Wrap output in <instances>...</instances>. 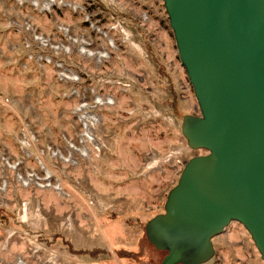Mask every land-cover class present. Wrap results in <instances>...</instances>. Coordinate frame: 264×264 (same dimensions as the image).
Instances as JSON below:
<instances>
[{
    "label": "rangeland",
    "instance_id": "374dc122",
    "mask_svg": "<svg viewBox=\"0 0 264 264\" xmlns=\"http://www.w3.org/2000/svg\"><path fill=\"white\" fill-rule=\"evenodd\" d=\"M199 114L161 0H0V264H160ZM213 246L264 264L238 223Z\"/></svg>",
    "mask_w": 264,
    "mask_h": 264
},
{
    "label": "water",
    "instance_id": "95a60500",
    "mask_svg": "<svg viewBox=\"0 0 264 264\" xmlns=\"http://www.w3.org/2000/svg\"><path fill=\"white\" fill-rule=\"evenodd\" d=\"M199 108L184 115L187 161L145 224L160 264H207L240 224L264 263V0H161Z\"/></svg>",
    "mask_w": 264,
    "mask_h": 264
},
{
    "label": "trees",
    "instance_id": "16d2710c",
    "mask_svg": "<svg viewBox=\"0 0 264 264\" xmlns=\"http://www.w3.org/2000/svg\"><path fill=\"white\" fill-rule=\"evenodd\" d=\"M57 237L55 238H52V241L54 242L56 240ZM72 253L76 254V255H90L91 253L88 252V251H74V250H71ZM98 251V250H97ZM96 251V252H97ZM93 253V252H92ZM99 253V252H98Z\"/></svg>",
    "mask_w": 264,
    "mask_h": 264
},
{
    "label": "bare ground",
    "instance_id": "6f19581e",
    "mask_svg": "<svg viewBox=\"0 0 264 264\" xmlns=\"http://www.w3.org/2000/svg\"><path fill=\"white\" fill-rule=\"evenodd\" d=\"M225 231H226V229L224 230V232H225ZM224 232H223V233H224ZM216 237H217V236H216Z\"/></svg>",
    "mask_w": 264,
    "mask_h": 264
}]
</instances>
